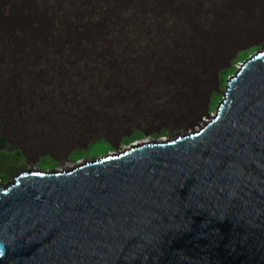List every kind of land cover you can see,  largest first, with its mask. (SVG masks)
<instances>
[{"label":"water","instance_id":"water-1","mask_svg":"<svg viewBox=\"0 0 264 264\" xmlns=\"http://www.w3.org/2000/svg\"><path fill=\"white\" fill-rule=\"evenodd\" d=\"M0 187V264H264V52L189 139Z\"/></svg>","mask_w":264,"mask_h":264},{"label":"bare ground","instance_id":"bare-ground-1","mask_svg":"<svg viewBox=\"0 0 264 264\" xmlns=\"http://www.w3.org/2000/svg\"><path fill=\"white\" fill-rule=\"evenodd\" d=\"M35 1L37 3V0ZM193 1L50 0L43 2V0H39L40 3L36 5L33 2L28 4V0H1L2 5L6 6L9 11L4 16L0 15V47L3 48L2 51L4 52V56L0 55V59L1 56L5 58L6 52L11 51L8 60L14 62L15 67L11 69L13 74L7 73L8 78L6 80L2 77L4 74L0 68V91H2L0 92V97L2 95L0 98V117L6 116L3 120L4 128L0 127V131L5 130L11 133L15 142L25 146L30 154L39 151H55L56 148V151L59 150L63 154L71 149V144L62 139L58 141L56 139L57 142L53 143L49 142V133L42 131L43 128L38 131L35 130L38 141L36 146L34 144L30 146L31 143L27 144V141L34 139V131H21L19 127L21 123L24 124L28 121L22 117L40 119L44 113L47 112L48 115L53 111L49 109L48 103L40 102V108L30 110V107L34 106L33 102L28 103L27 99L19 98L16 94L18 90L12 89L15 84L16 89L19 88L21 82L26 79L34 81L43 78L42 83H45L51 76L49 74L50 66L48 65L49 67L42 74L41 70L31 71L30 65L36 56L41 58L40 63L38 62L40 66L47 64L46 57L49 54H52L53 59L57 62H61V67L65 63L70 65L68 79L65 76H63L65 79L62 77V80L66 82V87H62L63 89L58 87L59 83H62L57 78L59 71L52 69V75L55 76L53 84L57 90L56 94H61L57 101L61 105L63 104L61 98H67L68 101H71L79 97L100 98V96L109 94L112 97L113 95L119 96V93H126L130 90V88L126 89L127 87H131L132 90L134 82L139 85L142 76L157 75L158 78L165 75V78L169 79L170 75H176L178 77L176 82L159 85L158 88L153 85L150 89V97L161 96L158 111L163 113L162 116L154 120V124L167 122L186 126L196 122L202 106L197 105L191 109L190 102H194L198 98L197 95L202 98L208 89L205 78L212 79L219 69H224L230 59L234 58L239 43H245L244 39L260 38L264 31V13L261 18L260 7L253 0H230L228 9L225 11L226 19H224L222 26L219 25L220 29L212 31L211 42L207 40L208 42L205 44H199V41H193L190 37V31L195 29V26L197 28L199 23L196 20V11L192 7ZM198 2L200 3V1ZM100 9L104 10L105 15L103 17H98V10ZM142 38H146L144 42L142 41L143 44L140 43ZM26 39L29 43H26ZM261 39L263 41L259 46L257 45L258 49L240 62L235 67L233 74L225 80L220 101L214 111L206 116L205 120L199 121L197 128H191L167 139L137 141L118 153H105L98 157H92L66 170L25 169L15 174L11 182L1 183L0 187L3 192H8L9 186L15 188V179L21 176L38 175L53 178L70 175L79 169L93 167L100 163H111L142 149H158L170 146L180 139H189L198 133H202L219 113L224 96L233 85L234 79L240 78L248 66L254 65V59L262 56L264 38ZM214 55H216L213 59L215 62L211 63L210 66L209 57ZM65 58L69 60L65 61ZM33 67L31 68L33 69ZM37 85L38 82H35L28 86H31L32 90L40 89L39 92L41 90L46 91L42 89L43 85L38 87ZM164 86H167L165 90H163ZM139 87L141 89L143 85ZM185 95L187 98H184ZM161 99L163 100L161 101ZM185 112L188 115L184 116ZM18 116L22 122L17 120ZM47 123L49 124V122ZM1 135L0 133V137ZM99 140V137H91L86 141L83 139V142L85 141L86 145H89ZM107 141L106 143L109 144Z\"/></svg>","mask_w":264,"mask_h":264},{"label":"rangeland","instance_id":"rangeland-1","mask_svg":"<svg viewBox=\"0 0 264 264\" xmlns=\"http://www.w3.org/2000/svg\"><path fill=\"white\" fill-rule=\"evenodd\" d=\"M28 1H29L28 4L33 2L34 4L37 5V3H40L39 0H37V3H35L36 2L35 0H34L35 2L33 0H28ZM49 1L50 0H45V1L43 0V2H49ZM53 1H60V0H53ZM198 1H200V3ZM253 1L258 7H260V13H261L260 17L262 18L263 13H264V0H261V1L253 0ZM229 2L230 0L229 1L228 0H194L193 1L192 7H194V11H196L195 12V15L197 17L196 20L199 22L197 24L198 25L197 28L195 26V29L190 31V37L193 41H197V42L199 41L198 42L199 44H205L210 39L212 40L213 38L212 31L220 29L219 25L222 26V24L225 21L224 19H226L225 11L228 9ZM0 3L2 4L1 0H0ZM2 8L3 9H1L0 7V15L4 16L5 14L8 13L9 10L6 9V6L4 7L3 5H2ZM101 11L104 13L103 9L98 10V17H101L99 15V12ZM63 17L66 18L65 15H63ZM202 17L203 19H201ZM263 32L261 34L262 37L260 36V38L258 39H251V40L244 39L245 43H241V44L239 43V45L236 47L238 48V50L236 51L234 58L230 59L228 64L225 65L224 69H219L216 76L212 79L205 78V82L208 83L206 85L208 88L207 91L204 93V95H202V98L199 95H197L198 98L195 99L194 102L193 101L190 102L191 109L193 107H196L197 105L199 106L201 105L202 109L199 112L197 119L195 120L196 122H193L190 125H186V126H181L178 123L172 124V123H167V122H161L158 124H154V120L162 116L163 113L161 114L158 111V108H160V106L158 105L160 104L159 101H160L161 96L158 95L159 97L157 96L156 98L150 97L149 95L150 89H152L153 85L154 87L158 88L159 85H167V84L176 82V79L178 78L176 75H170L169 79H166L165 75L159 76L160 78L159 77L157 78L156 77L157 75H151L147 77L142 76L143 78L142 80H140L141 83L139 85L137 82H134L132 84V90H131V87H127L126 89L130 88V90L126 93H119V96L113 95L112 97L109 94V95L100 96V98L91 97L92 100L91 98L79 97V98L72 99L71 100L72 102L68 101L67 98H61L64 104V105L63 104L61 105L57 101L59 100V97L61 96V94H56L57 90L53 84L54 83L53 78L55 76L52 75L53 74L52 69L54 68L57 71H59L57 72L58 74L57 78L62 83H59L58 87L60 89H63L64 87H66V84H65L66 82L65 80H62V79L64 78L63 76H65L66 79H68L69 77L68 72H69L70 65L65 63L63 66L64 68L61 67V62L60 61L57 62L55 59H53L52 54L51 55L49 54L48 57H46V60L48 61L47 64H43L45 66L42 67L43 65L41 66L39 65L41 58L36 56L35 60L33 61L35 65H33L32 63L34 67L30 65L31 67H33V69L30 67V70L31 71L35 70V72L37 70H41L43 74L45 69L50 66L49 69L51 72L49 71V74H51V76L45 82L46 84L42 83L43 78L35 79L34 81H31L29 79L28 80L26 79L27 80L26 81L23 79L24 81L21 82L19 88L16 89V84H15V86L12 87V89L14 91L18 90L16 94L18 95L19 98L27 99L28 103H30V101L33 102L34 106L30 107V110H37L38 108H40V105H39V102H40V103H48L50 107L49 109H52L53 111L51 110L52 112H50L48 115H47V112L44 113L40 119H36L35 117L34 118L33 117H29V118L22 117V119H26L28 121H26V123H24L23 121L24 124L22 123L20 124L19 126L20 130L21 131L22 130L23 131H34V139L31 141H27V144H30V143L32 144V145L30 144V146H33V144L35 145L38 141L37 134L35 135V130L37 129L36 131H38L43 128L42 131H47L49 133V137L51 138V139L49 138V142L53 143L56 141V139L57 141L62 139L66 143L71 144L70 146L71 149L67 153H63V154H61L59 150L56 151L57 148L55 151L53 150L39 151V152H34V154H30L28 149H26L25 146H22L15 142L14 137L12 136L11 133H8L5 130L0 131V133L2 134L0 137V141H1L0 145L2 146L0 148V184L1 183L7 184L11 182L15 174L25 169L27 170L39 169L42 171H51V170H59V169L66 170L69 167H72L73 165L80 163L86 159L103 155V154L97 155L95 153L94 154L89 153V145H86L85 141L91 137H99L100 140L98 142H102V143H106V140H108L107 142H109V144L106 143L108 145L107 146L108 149H107V152L105 153H118L119 151L128 147L130 144H133L137 141H150L151 139L157 140L160 138L167 139L168 137H173L179 133H184L185 131H188L191 128H197L199 121L201 119L205 120L206 116L208 114H211L214 111L215 107L217 106L218 102L221 99L224 86H225V80L228 77H230V75H232L230 74L224 80H222L221 79L222 72L230 71L233 69L235 70V67H237L238 64L240 63L237 60V56L239 54L247 52L250 55L251 53L256 51V49H258L259 44H261L263 41L261 39V38H264ZM199 37L202 39H200ZM145 39L146 38H142L140 40V43L143 44ZM25 41L26 43H29L27 39ZM2 49L3 48L0 47V50H1L0 55L4 56L3 54L4 52L2 51ZM3 56H1L2 58L0 59V62H1L0 68H1V72H3L4 74V76L2 77H4L6 80L8 78L9 73L13 74L11 69L14 68L15 65H14V62H11V61L9 62V60H6V58H4ZM214 57H216V55H214L213 57L211 56L209 57L210 66H211V63L213 64L215 62L213 60ZM66 60H69V59L65 58V61ZM202 71L203 73H205L203 69ZM148 77L151 80H149ZM161 78L163 80H159ZM35 82H38L37 87L43 85L42 89L43 90L45 89L46 91L43 92L41 90L39 92L40 89L32 90V87L28 85L34 84ZM121 85L124 86V84H121ZM140 85H143L141 89L139 87ZM164 87H163L164 88L163 90L167 88V86H164ZM145 92H148V93H145ZM185 97L187 98L186 95L184 96V98ZM0 98H2V95ZM158 98L159 100H157ZM162 100L163 99H161V101ZM57 104L60 106H58ZM143 109L144 110L147 109L149 111L147 112V110L144 111ZM1 112L3 113V110ZM183 115L186 116L188 115V113L185 112V114ZM19 117L20 116L17 117V120L19 122H22L21 119L19 120ZM5 118H6L5 115L0 117V127L4 128L3 120ZM152 118L153 120H151ZM47 122H49V124ZM136 133L141 134V137L137 140L130 141V138ZM144 133L145 135H143ZM3 139L6 141L5 143H2ZM83 139H85L84 142H83ZM14 152L17 153L19 158H14V155H15Z\"/></svg>","mask_w":264,"mask_h":264},{"label":"trees","instance_id":"trees-1","mask_svg":"<svg viewBox=\"0 0 264 264\" xmlns=\"http://www.w3.org/2000/svg\"><path fill=\"white\" fill-rule=\"evenodd\" d=\"M0 7H1V9H3L2 8V4L0 3ZM99 15L101 16V17H103L104 15H105V13H103L102 11L101 12H99ZM1 51V50H0ZM11 56V52H6L5 53V58H6V60H8V58ZM249 56V54L247 53V52H244V53H241V54H239L238 56H237V60H238V62H241V61H243V60H245L247 57ZM233 72H234V69L233 70H230V71H225V72H222V74H221V79L222 80H224L227 76H229L230 74H233ZM141 137V134H139V133H136V134H134L131 138H130V141L131 140H137V139H139ZM6 141L3 139L2 140V143H5ZM107 144L106 143H102V142H93V143H90L89 144V153H95V154H97V155H100V154H104L105 152H107ZM14 158H19L18 157V155H17V153L16 152H14Z\"/></svg>","mask_w":264,"mask_h":264}]
</instances>
